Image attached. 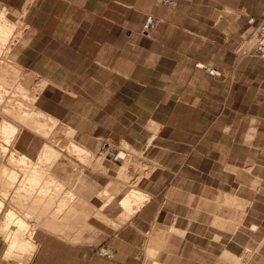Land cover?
Segmentation results:
<instances>
[{
    "label": "crops",
    "instance_id": "1",
    "mask_svg": "<svg viewBox=\"0 0 264 264\" xmlns=\"http://www.w3.org/2000/svg\"><path fill=\"white\" fill-rule=\"evenodd\" d=\"M263 4L0 0L11 16L27 6L15 55L44 82L37 109L94 155L58 148L51 174L67 198L35 213L29 264H264V64L239 50ZM148 14L156 25L144 33ZM104 141L142 153V176L128 173L144 198L129 213L133 185L100 154ZM46 142L24 128L14 147L37 160ZM6 245L0 237V264H11Z\"/></svg>",
    "mask_w": 264,
    "mask_h": 264
},
{
    "label": "rangeland",
    "instance_id": "2",
    "mask_svg": "<svg viewBox=\"0 0 264 264\" xmlns=\"http://www.w3.org/2000/svg\"><path fill=\"white\" fill-rule=\"evenodd\" d=\"M30 1L31 0H28V2H30ZM26 8H27V6L25 7V9H23L21 11L15 10L14 11L15 16H11L10 13H8L9 9L0 8V12H1V10H4L7 13V16L12 21L16 22L18 27H20V28H18V32H17L18 36L15 38V40L12 41V43H11L12 47L10 49V52L7 54V57H6L7 62L10 65H14L15 67H17V74H16L17 77L15 76L16 78L13 79V81H15L16 83L13 82L14 85H11V86L8 85L9 88L11 87V89H7L10 92V94L8 95V97L5 96L4 103L2 102L0 104H3V105H1L2 107H5V106L7 107L8 103H9V106L11 105V108L14 107V109H16V107H18V109H16V110L19 111V112L20 111L21 112H23V111L26 112V111H29V110H33L34 108H35L34 110H38L36 105H35V102L31 98L34 97V96H37V93L41 90V87L44 86V83L42 84V80H41L42 78L38 77L35 73H33L30 70H28L27 68H25L23 65H21L16 60V55H15L16 47L19 44H23V43L26 42V34H25V32H26L27 23H26L25 18H24V12H25ZM255 16L258 17V15H255ZM255 30H256V24H249L248 30L244 34V38H243V41L240 44L239 50L241 52H244L245 54L251 53V54H255L257 57H259L257 52L255 51V48H254V41L253 40H255ZM259 59H260V62L262 64H264V60H262L260 57H259ZM3 62H4V65H5V63H7L5 60H3ZM0 64H3V63H0ZM38 82H40V83H38ZM23 83H24L25 86L23 85ZM16 84L17 85L22 84L24 86V88L27 86L25 88L27 91L26 90L24 91L22 89L23 90V94H21L22 90L18 89ZM37 85L38 86L41 85V87L39 86L40 90H37V92H35V90H36L35 88L36 87L39 89V87ZM33 87H35V88H33ZM30 88H31L33 94L30 92L31 91V90H29ZM24 92L26 94L30 93L29 95H31L32 97L30 96L31 98H29V96H27V98H26V96H23V95H26V94H24ZM4 94L7 95V93H4ZM29 99H31V100H29ZM18 102L22 103V104H20V107H19V104H16ZM1 106H0V117H1L0 123L2 122V120L4 118H8V119H10L12 121L17 122L18 124L21 123V127H22L21 130L24 129V128L25 129L26 128H30L35 133L43 135L41 133H44V132L38 131L35 128V126L33 125L31 120H28L26 122L25 121L21 122V120H20V118L18 116L19 113L17 114L16 110H14V109H11V110L14 111L15 113L11 112L7 116H4L3 108ZM7 109H9V107ZM14 115H15V117H14ZM49 117L50 116H46V118H44V120H46V119L48 120ZM57 123H58L57 127H55V129L53 128L54 130L49 127L48 132L46 134L44 133L43 137L49 143L48 142L45 143L39 158L37 160H33L32 159L35 162H30L29 163L30 167H33L34 163L40 162V164L42 165V168L44 169V174H45L46 177H50V175H53V174H51V168L56 163V161L58 160V158L61 155V152H60V150L58 148L59 147H64L67 150H69L68 149L69 144L72 141H74V140H72V134L68 133L72 129H68L66 127V125L62 124L60 121L57 122ZM15 141L12 143V145H11L12 147L10 146L11 149H13V148L16 149L14 147ZM2 143H3V140L0 139V169H1V167H3L6 164L8 165V167H11V168L14 167L15 169H20L19 167H16L15 165L8 164L7 157H4L1 160V144ZM47 145H49V146H47ZM55 145H57L56 148L54 147ZM122 146L123 147H128L127 144H123ZM48 147H53L56 150V153L51 159H49V161H43L42 162V158L41 157H42L43 153L47 150ZM128 148H130V150L132 151L128 161L125 162L123 164V166L116 168V170L119 172L118 173V177L124 179L125 181H128L129 183H132V185H133L132 188H128L127 193L125 194L126 196L130 192L137 191V189H138L135 186L137 181L136 182L135 181L134 182L130 181V176H129L128 170L131 169L132 167H134V168H136V171L139 174L138 175L139 177L142 176V174H143L142 171H141L142 170V167H141L142 164L140 162L142 153L137 151L136 149H134L132 147H128ZM70 154L78 155V157H80V159L82 161H84V162H86L87 159L90 160L94 156L93 154H92V157L89 156V155H91L90 151H89L88 154H79V153H76V152H74V153L70 152ZM121 171L123 173L122 176H121L122 173H120ZM22 176H23V174L20 172L19 178L12 185H9V183L6 181V178L3 177L0 174V199L2 200V203L5 205V210L6 209L13 210L20 217L24 218L27 221L28 226H27L26 231L24 232V236L28 238V237L31 236V234H33V232L37 228L35 225H31L30 224V223H32L31 220L34 219L35 213H45L46 211H48L49 208L45 209V205L48 204L50 199H52V201H53L56 198L57 199L67 198V196L63 197L60 194L62 186L58 185L56 183L55 186L49 187L50 189H48L49 192L47 193L49 195H47V197H45L46 200H43V202H38V200H37L38 199L37 198L38 197L37 194L39 195V192L37 193L38 190L35 189V191H36L35 192V191H29L28 189H26L27 186L25 187V180L23 179L24 177H22ZM53 176L56 177L55 175H53ZM57 180L59 182H61L58 178H57ZM62 185L64 186V184H62ZM39 191H42V188L41 189L39 188ZM51 192H54L53 195L51 194ZM30 193H31V196L29 195ZM69 197H70V200H74L75 199L74 195L69 196ZM63 201H64V203L65 202L66 203L64 205H62V207L60 209H57L58 212L56 210L55 214L62 213V211L65 210V208L67 207L68 202L66 200H63ZM60 203H59V207H60ZM134 203H139V202L137 201V202H134ZM40 207H42V208H40ZM1 217H2V215H1ZM1 227H2V224L0 225V237L5 240L7 232L4 231L3 228H1ZM7 245H8V242H7ZM7 245H6V247H7ZM31 254H33V251L30 252V253L27 252L26 254H24V256H23V254H20L21 256H17L16 258H14L13 256H10V255L7 256L5 254L4 259H6L11 264H29V259L32 257ZM22 260H23V262H22Z\"/></svg>",
    "mask_w": 264,
    "mask_h": 264
},
{
    "label": "bare ground",
    "instance_id": "3",
    "mask_svg": "<svg viewBox=\"0 0 264 264\" xmlns=\"http://www.w3.org/2000/svg\"><path fill=\"white\" fill-rule=\"evenodd\" d=\"M18 28H20V27H18L17 23L12 21L7 16V13L4 10H1V12H0V63H3V64H0V103H2V102L4 103L5 96L8 97V95L10 94V92L7 89H11V87L9 88L8 85L9 86L14 85L13 82H15V81H13V79H15L17 77L16 76L17 67H15L14 65H10L7 62L6 57H7V54L10 52V49L12 47L11 46L12 41L15 40V38L18 36V34H17ZM3 60H5L7 62V63H5V65H4ZM38 83H40V82H38ZM43 83L44 82L42 81V84ZM23 85H24V83H23ZM23 85L22 84H19V85L16 84L18 89H20V90L23 89L25 91L26 90L25 88L27 86L24 88L25 85L24 86ZM39 86L41 87V85H39ZM40 87H39V89L37 87L36 88L33 87V88H35L36 89L35 92H37V90H40ZM42 88H43V86L41 87V89ZM23 90H22L21 94H23ZM29 90H31V88ZM3 92L7 93V95H5ZM30 92L32 93V90ZM24 94H26V93L24 92ZM29 94H26L23 96H26V98H27V96H29V98H31L32 96ZM36 97L37 96H34L31 99L35 102ZM31 99H29V100H31ZM16 104H19V107H20V104H22V103L18 102ZM1 105H3V104H0V106ZM8 107H9V109H7ZM2 108H3L4 116H7L11 112L15 113L14 111L11 110V109H14V107L11 108V105L9 106V103H8L7 107L5 106ZM16 109H18V107H16ZM16 109H14V110H16ZM34 109L33 110L28 109L29 111H26V112H24V111L19 112L16 110L17 114L19 113L18 116H19L21 122H24V121L26 122L28 120H31L33 125L35 126V128L38 131L44 132L45 134L48 132L49 127L51 129H53V128L55 129V127H57V125H58L57 122H59V120H56L55 118L49 117L48 120L46 119L47 120L46 121V120H44V118H46L47 115L40 110H34ZM14 117H15V115H14ZM21 128H22L21 123L18 124L17 122L12 121L8 118H4L2 120V122L0 123V139L3 140V143L1 144V160L4 157H7L8 164L15 165L16 167L20 168V169H15L14 167L11 168V167H8V165L6 164L3 167H1L0 174L6 178V181L9 183V185H12L19 178L20 172H21L23 174L22 177H24L23 179L25 180V187L27 186L26 189H28L29 191H35V189H37L38 190L37 193L39 192V195L37 194V196H38L37 200H38V202H43V200H46L45 197H47V195H49V194H47L49 192L48 189H50L49 187L55 186L56 183L58 185L63 186L62 185L63 183L59 182L57 180V178L54 177L53 175H50V177H46L44 174V169L42 168V165L40 164V162L34 163L33 167H30L29 163L35 162V161L30 159L25 154L20 153L16 149L10 148L12 143L18 137V134L21 131ZM44 133H41V134L44 135ZM68 133L72 134V131L70 130ZM68 149L70 152H73V153L74 152L79 153V154H88L89 153V150L87 148L81 146L80 144L76 143L75 141H72L69 144ZM55 153H56V150L53 147H48L47 150L43 153V155L41 157L42 162L43 161H49V159H51L55 155ZM120 173H122V171ZM122 175H123V173L121 174V176ZM39 188L40 189L42 188V191H39ZM29 195L31 196V193ZM143 198H144V195L141 191H138V190L132 191L127 196H125V198L121 202V205L125 208L126 212L129 213L132 211V207H133L134 202L141 201ZM51 202H52V199H50L48 203H51ZM65 203H64V201H62L60 203V207L58 206L59 208H57V209H60L62 207V205H64ZM57 212H58V210H57ZM1 215H2V217H1ZM1 224H2L1 228H3V230L7 232L6 237H5V240L8 242V248H7V252H6L7 256L10 255V256H13L14 258H16L17 256H21L20 254H23V256H24V254H26L27 252L30 253V252H32V251L34 252L36 250V243H35V240L33 238L34 232L28 238L24 236V232L26 231L27 226H28L27 221L24 218L20 217L15 211H13L11 209L5 210V205L2 203V200L0 199V225ZM22 262H23V260H22ZM155 264H159V263H155Z\"/></svg>",
    "mask_w": 264,
    "mask_h": 264
},
{
    "label": "built area",
    "instance_id": "4",
    "mask_svg": "<svg viewBox=\"0 0 264 264\" xmlns=\"http://www.w3.org/2000/svg\"><path fill=\"white\" fill-rule=\"evenodd\" d=\"M178 0H159L162 5L168 7H174L177 5ZM248 23L249 24H256L255 30V40H254V48L257 52L258 56L264 60V4L261 10L260 15L257 17L255 15L248 14ZM156 25V18L153 14H148L143 22L142 25V32L149 33L153 30ZM199 67L205 68L210 74L212 75H220L221 71L212 65H208L206 63H197ZM132 151L128 147L123 146H116L113 143H109L104 141L100 147V154L103 156L108 157L111 161L116 164H124L128 161L130 154ZM115 249L102 245L98 247L97 253L103 257H112L115 255Z\"/></svg>",
    "mask_w": 264,
    "mask_h": 264
}]
</instances>
